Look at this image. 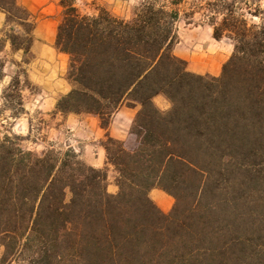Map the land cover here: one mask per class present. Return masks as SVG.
<instances>
[{
    "label": "trees",
    "instance_id": "obj_1",
    "mask_svg": "<svg viewBox=\"0 0 264 264\" xmlns=\"http://www.w3.org/2000/svg\"><path fill=\"white\" fill-rule=\"evenodd\" d=\"M19 1L0 0V83L7 48L18 67L34 58L35 23ZM77 1L57 0L53 47L68 56L69 90L53 115L97 117L105 165L69 146L36 152L4 133L0 264H264L249 225V193L264 175V0H139L129 18L102 6L82 12ZM197 14L232 44L217 76L189 71L173 53L177 22ZM27 82L18 70L2 87L0 123L6 111L26 113ZM123 106L138 107L126 140L107 132ZM152 189L173 198L170 211Z\"/></svg>",
    "mask_w": 264,
    "mask_h": 264
},
{
    "label": "rangeland",
    "instance_id": "obj_2",
    "mask_svg": "<svg viewBox=\"0 0 264 264\" xmlns=\"http://www.w3.org/2000/svg\"><path fill=\"white\" fill-rule=\"evenodd\" d=\"M138 1L78 0L76 5L82 12L93 13L95 7L102 6L117 15L129 18ZM191 1L193 0H183V7L188 6ZM19 3L30 11L35 23V42L32 47L34 58L30 64L18 67L12 61L20 62V54H11L9 48L6 50V77L0 83V91L16 71L21 72V79L26 73L28 82L24 84L22 91L26 113L12 119L9 111L4 112L2 118H8L0 123V138L4 133H14L23 138L22 146L36 152L45 149L49 144L63 148L73 147L80 152L85 162L92 160L93 163H98L104 155L100 145L104 139V131L98 118L92 115H70L64 119L61 115H53L57 97L69 90L65 80L68 56L58 53L53 47L60 11L57 0H20ZM262 7L264 8V2ZM176 28L179 39L173 53L186 61L187 69L202 75H219L223 63L231 55L232 44L225 38L214 39L212 28L198 14L190 21L181 18ZM154 104L161 110H167L170 106L162 95L154 98ZM119 115L120 111L112 116L113 124L119 120ZM114 175L110 167L107 177L109 193L117 191L113 182ZM249 195V225L257 251V248H264L263 174L258 177ZM149 197L164 212L170 211L174 203L172 197L159 189H152ZM1 251L0 248V254Z\"/></svg>",
    "mask_w": 264,
    "mask_h": 264
},
{
    "label": "crops",
    "instance_id": "obj_3",
    "mask_svg": "<svg viewBox=\"0 0 264 264\" xmlns=\"http://www.w3.org/2000/svg\"><path fill=\"white\" fill-rule=\"evenodd\" d=\"M4 20H5L4 13L0 12V30L3 27ZM137 110H138V107L130 108L126 106H123L120 109H118L117 112L120 111L119 120L115 122L114 124L112 123V121L110 122L109 128L107 130L108 134L113 138L120 139V140H126L129 137L130 125H131V122ZM103 131L105 134L106 131L105 130ZM101 148L103 149L102 146ZM86 163L96 168H102V166L105 165V152H104V155L100 157L98 163H95V162L93 163L92 160L86 161Z\"/></svg>",
    "mask_w": 264,
    "mask_h": 264
}]
</instances>
